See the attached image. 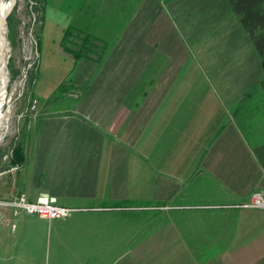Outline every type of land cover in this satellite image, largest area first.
Returning a JSON list of instances; mask_svg holds the SVG:
<instances>
[{
	"label": "crops",
	"instance_id": "0c3cea01",
	"mask_svg": "<svg viewBox=\"0 0 264 264\" xmlns=\"http://www.w3.org/2000/svg\"><path fill=\"white\" fill-rule=\"evenodd\" d=\"M40 16L71 101L31 90L15 184L83 208L22 226L52 236L50 264H264V209L234 205L264 192V0H46ZM69 27L92 38L78 58Z\"/></svg>",
	"mask_w": 264,
	"mask_h": 264
},
{
	"label": "rangeland",
	"instance_id": "374dc122",
	"mask_svg": "<svg viewBox=\"0 0 264 264\" xmlns=\"http://www.w3.org/2000/svg\"><path fill=\"white\" fill-rule=\"evenodd\" d=\"M36 1L15 0L8 15L9 22L6 20L3 32L5 43L7 42L5 68L8 83L6 99L2 106L4 121L0 126V200L7 199L10 193L12 196L9 198L21 193L18 191L20 186L15 184L21 163L16 164L12 159L15 157L13 150L18 144L22 146L26 128L30 124L31 116L20 114L28 105L29 99L34 97L32 91L39 92L42 102L48 108L59 107L71 101L66 95L69 86L64 80L66 73L69 72L68 60L54 53V61H51L43 52L42 44L38 42L41 29L39 20L42 18L36 8ZM64 34L66 40L62 46L63 50L68 49V53L77 49L82 37H87L85 33L78 32L72 27L64 31ZM31 38L35 40V44L29 43ZM29 45H32L33 50L31 56L28 54ZM8 174L13 175L7 182L5 176ZM37 218L40 217L23 211L10 215L9 222L0 233V241L5 244L2 264H19L23 253L29 256L33 264H50L56 248L53 247V238L46 228L43 230L35 227L34 231L27 232V228L22 227L25 224L30 225L29 223H32L30 226H36L39 222ZM1 220L0 217V224ZM0 250L2 251L3 247Z\"/></svg>",
	"mask_w": 264,
	"mask_h": 264
},
{
	"label": "built area",
	"instance_id": "2783aa9c",
	"mask_svg": "<svg viewBox=\"0 0 264 264\" xmlns=\"http://www.w3.org/2000/svg\"><path fill=\"white\" fill-rule=\"evenodd\" d=\"M29 43L35 44V40L31 38ZM28 51V54L31 56L33 53L32 45H29ZM37 104V97L34 96L30 98L28 105L25 107L24 111H22L20 116H31L36 110ZM234 205L237 207H253L264 209V192L261 190H255L250 193L247 200ZM0 207L11 208L14 215L18 214L20 211H23L30 214H36L38 217L48 221L58 218H66L73 212L83 209L56 204L45 195H40L34 201H30L24 193H20L13 198L0 200Z\"/></svg>",
	"mask_w": 264,
	"mask_h": 264
},
{
	"label": "bare ground",
	"instance_id": "6f19581e",
	"mask_svg": "<svg viewBox=\"0 0 264 264\" xmlns=\"http://www.w3.org/2000/svg\"><path fill=\"white\" fill-rule=\"evenodd\" d=\"M9 3H10V0H0V23L2 22L4 11L8 7ZM6 43L1 34L0 35V126L2 125L4 121V114L2 113V106L4 105L3 103L6 99V87L8 83L7 71L5 68Z\"/></svg>",
	"mask_w": 264,
	"mask_h": 264
},
{
	"label": "trees",
	"instance_id": "16d2710c",
	"mask_svg": "<svg viewBox=\"0 0 264 264\" xmlns=\"http://www.w3.org/2000/svg\"><path fill=\"white\" fill-rule=\"evenodd\" d=\"M45 1L46 0H37L36 1V3H37L36 8L39 10L40 14H43ZM40 18H41V16H40ZM7 22H9V16L7 17ZM65 35L66 34H64V37H65ZM92 43L93 42H92V38L90 35H87V37H82L81 43L77 45V49L71 50V53L73 54V56L75 58H78V57L84 55L86 52H89L91 50V48H93ZM32 81H30V83H32ZM13 152L15 154V157H13V159H12L13 162L16 164L17 163H19V164L23 163V161H24L23 147L18 144L16 146V148L13 150Z\"/></svg>",
	"mask_w": 264,
	"mask_h": 264
},
{
	"label": "water",
	"instance_id": "95a60500",
	"mask_svg": "<svg viewBox=\"0 0 264 264\" xmlns=\"http://www.w3.org/2000/svg\"><path fill=\"white\" fill-rule=\"evenodd\" d=\"M14 2L15 0H10L8 7L4 11L2 22L0 23V35L2 34L4 41H5V38H4L3 32H4L5 25H6V20H7L8 15L11 12V9L14 6Z\"/></svg>",
	"mask_w": 264,
	"mask_h": 264
}]
</instances>
